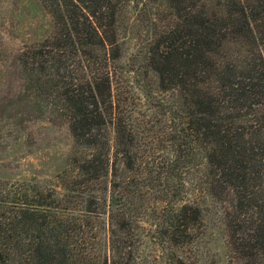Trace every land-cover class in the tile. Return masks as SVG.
Segmentation results:
<instances>
[{
	"label": "trees",
	"instance_id": "1",
	"mask_svg": "<svg viewBox=\"0 0 264 264\" xmlns=\"http://www.w3.org/2000/svg\"><path fill=\"white\" fill-rule=\"evenodd\" d=\"M40 1L53 31L19 63L75 152L61 192L0 180V264H196L204 193L221 206L228 264H264V0H164L173 20L147 67L182 105L157 129L117 85L123 0ZM143 238L156 250L140 260Z\"/></svg>",
	"mask_w": 264,
	"mask_h": 264
},
{
	"label": "rangeland",
	"instance_id": "2",
	"mask_svg": "<svg viewBox=\"0 0 264 264\" xmlns=\"http://www.w3.org/2000/svg\"><path fill=\"white\" fill-rule=\"evenodd\" d=\"M171 12L164 0H123L117 24V85L127 91L136 118L151 121L154 129L173 121L170 109L182 105L176 91L159 88L157 76L147 67L151 40L173 20ZM52 31V19L40 0H0V180L61 192L58 177L70 168L75 144L65 123L36 110L19 63L25 47L39 46ZM195 200L202 211L203 230L190 255L196 264H228L221 206L205 193ZM110 230L108 221L99 224L101 258L113 256ZM155 250L143 238L136 256L147 259Z\"/></svg>",
	"mask_w": 264,
	"mask_h": 264
}]
</instances>
